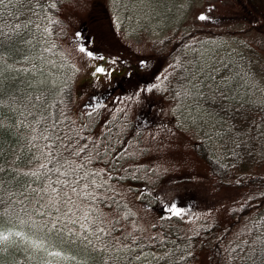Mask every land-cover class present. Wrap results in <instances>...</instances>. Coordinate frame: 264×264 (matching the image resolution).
Wrapping results in <instances>:
<instances>
[{
	"label": "trees",
	"instance_id": "16d2710c",
	"mask_svg": "<svg viewBox=\"0 0 264 264\" xmlns=\"http://www.w3.org/2000/svg\"><path fill=\"white\" fill-rule=\"evenodd\" d=\"M51 1L0 6V48L16 43L0 52V264H43L46 256L62 257L63 264H197L201 251L208 264H264L261 53L252 46L227 50L216 42L220 33L196 19L181 26L193 0H178L174 28L151 45L152 74L164 67L147 93L174 109L213 184L239 193L221 216L209 209L186 224L184 212L196 216V197L185 196L197 178L194 167L170 174L156 165L131 117L104 120V105L76 114L77 70L60 41V0ZM150 1L118 6L148 9ZM243 2L260 22L256 30L264 31V0ZM20 233L36 252L8 241Z\"/></svg>",
	"mask_w": 264,
	"mask_h": 264
},
{
	"label": "rangeland",
	"instance_id": "374dc122",
	"mask_svg": "<svg viewBox=\"0 0 264 264\" xmlns=\"http://www.w3.org/2000/svg\"><path fill=\"white\" fill-rule=\"evenodd\" d=\"M60 1L58 16L65 22L62 33L64 37L60 41L66 55L78 70L73 105L76 114L81 115L85 108L94 109L100 103H105L106 107L102 110L105 111L104 120L117 113L123 119L125 112L136 115V118L131 115L132 119L141 127L145 139H142L143 143L150 145V157L154 158L156 165L166 167V172L168 169L186 170L190 166L195 169L197 178L187 186L185 196L186 199L188 196L196 197L193 203L196 216L192 212H184L180 218L192 225L196 219L205 217L197 215L198 212L208 213L211 209L221 216L232 200H238L239 193L225 188L218 189L213 184L207 166L189 146L190 136L176 123L174 109L166 103L158 105L156 98L147 93L151 45L154 41L161 42L174 28L173 23L180 14L177 17L171 16L178 12L179 1L153 0L149 2L148 9L146 6L133 5L135 8L130 10L119 8L118 2L122 0ZM123 1L125 5L126 0ZM191 7L192 11L180 19L181 26L196 19L202 26L220 33L216 42L224 44L227 50L252 46L261 53L264 60V31L256 30L255 25L260 22L247 11L243 0H205V4L201 0H193ZM145 12L147 16L142 20V13ZM192 12L197 15L194 17ZM201 15L207 19L200 20ZM219 43H215L214 47L218 46L223 53ZM13 47H16V43L8 41L0 48V52ZM97 68L103 71L94 78L92 70ZM260 170L264 171V165ZM168 172L172 173L170 170ZM174 192H177L176 189ZM4 237V234L0 235V249H3ZM9 240L13 241L17 249H25L28 253L38 250L37 245L23 233L18 237H9ZM198 258L200 264H208L209 257L205 252L198 253ZM63 260L58 256H46L43 264H63Z\"/></svg>",
	"mask_w": 264,
	"mask_h": 264
},
{
	"label": "snow or ice",
	"instance_id": "6c2138e0",
	"mask_svg": "<svg viewBox=\"0 0 264 264\" xmlns=\"http://www.w3.org/2000/svg\"><path fill=\"white\" fill-rule=\"evenodd\" d=\"M9 2H11V0H9ZM0 6H5V0H0ZM199 19H200V20H205V19H207V17H205L204 15H201V16H199ZM16 27H19V25H17ZM2 35H5V33L3 32V29L0 28V36H2ZM83 50H84V49H81V51H83ZM100 71H102V69H100ZM41 167H46V165H41ZM55 170H56V171H59L58 168L55 169ZM62 175H70V173H62ZM56 183H66V182H64V181H59V180H58V181H56ZM77 183H78L77 181H73V182H72V185H70V187H71V192H72V193H77V187L75 186ZM93 183H95V181H93ZM84 187L87 188L88 185L85 184ZM52 191H53V192H56L57 190H56V189H52ZM77 194H78V193H77ZM83 194H84L85 196H90V197H92L93 199H95V197L93 196V194H92L91 192H84ZM65 195L67 196L68 194L65 193ZM68 202H72V198H71V196H68ZM176 214L179 215V211H178V210H177ZM85 219H87V214L85 215ZM99 231H100V232H103L104 229H103V228H100Z\"/></svg>",
	"mask_w": 264,
	"mask_h": 264
}]
</instances>
